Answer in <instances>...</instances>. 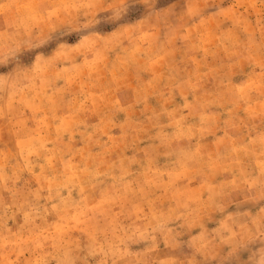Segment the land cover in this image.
Instances as JSON below:
<instances>
[{
	"label": "rangeland",
	"instance_id": "obj_1",
	"mask_svg": "<svg viewBox=\"0 0 264 264\" xmlns=\"http://www.w3.org/2000/svg\"><path fill=\"white\" fill-rule=\"evenodd\" d=\"M264 217V0H0V264H226Z\"/></svg>",
	"mask_w": 264,
	"mask_h": 264
},
{
	"label": "clouds",
	"instance_id": "obj_2",
	"mask_svg": "<svg viewBox=\"0 0 264 264\" xmlns=\"http://www.w3.org/2000/svg\"><path fill=\"white\" fill-rule=\"evenodd\" d=\"M227 236L231 254L226 264H264V217L241 220Z\"/></svg>",
	"mask_w": 264,
	"mask_h": 264
}]
</instances>
